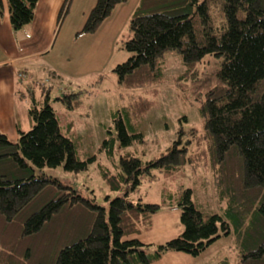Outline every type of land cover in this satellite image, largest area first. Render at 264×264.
<instances>
[{
  "label": "trees",
  "instance_id": "1",
  "mask_svg": "<svg viewBox=\"0 0 264 264\" xmlns=\"http://www.w3.org/2000/svg\"><path fill=\"white\" fill-rule=\"evenodd\" d=\"M7 1L15 29L33 20L38 0ZM126 1L97 0L80 32H96ZM69 3L64 2L61 19ZM4 6L0 0V10ZM130 32L124 45L132 56L114 68L127 89L163 82L159 60L170 50L181 54L185 68L177 81L196 79L207 55L220 59L218 83L200 105L205 133L191 129L185 142L180 137L166 153L147 162L123 154L118 174L104 173L111 188L120 192L113 199L108 196L109 206L104 207L95 196L86 197L42 172L66 160L67 170L79 172L94 158L76 156L74 142L63 134L50 105V92L44 106L32 102L30 130L21 131L17 141L0 131V264H152L170 251L197 257L231 234L238 249L236 264H264V0H141ZM78 95L59 98L73 108ZM150 105V100L134 96L117 110L118 137L103 143L108 152L118 138L121 146L144 140L135 128L129 133L122 114L140 119ZM204 141L208 147L202 146ZM201 160L212 161L217 193L226 204L223 214H205L191 188L162 204L133 197L143 178H156L154 170L172 172ZM174 207L184 227L181 234L161 244L131 238L150 229L155 214ZM217 264L232 263L223 258Z\"/></svg>",
  "mask_w": 264,
  "mask_h": 264
},
{
  "label": "rangeland",
  "instance_id": "2",
  "mask_svg": "<svg viewBox=\"0 0 264 264\" xmlns=\"http://www.w3.org/2000/svg\"><path fill=\"white\" fill-rule=\"evenodd\" d=\"M96 2L70 0L67 14L63 20L60 18L53 49L47 57L63 71V76L60 75L58 79L60 85L50 84V76L45 75L36 81L34 93L28 92L27 98L41 107L48 101L50 92V105L57 114L63 134L74 142L76 156L80 160L94 158L79 172L67 170V160L57 167H44L42 172L70 185L86 197L95 196L100 206L108 207V196L113 199L120 192L111 188L104 173L118 174L123 154L133 153L147 162L166 153L180 137L185 142L192 136L191 129L201 135L205 133L200 105L207 90L218 83L216 75L220 59L207 55L198 66L199 75L196 79L177 81L176 78L182 75L185 68L181 54L170 50L159 60L163 82L127 89L119 83L114 68L132 56L124 42L132 36L130 21L141 0H127L118 4L96 32L81 33L87 15ZM51 77L53 81L54 76ZM73 92L79 93L76 99L78 105L69 108L59 97ZM134 96L150 100L149 109L143 112L140 119H128L124 113L122 118L129 133L140 131L144 140L121 146L118 138L113 151L108 152L103 143L112 135L118 137L114 121L117 110L128 106ZM179 131H184V134L181 135ZM207 144L204 141L202 146L208 147ZM195 149L190 147L191 151ZM153 173L155 179L149 181L143 178L142 184L134 191L135 199L141 196L143 202L162 204L179 197L184 189L191 188L196 206L205 214L224 213L226 204L217 193L212 161L206 163L201 160L197 166L187 164L172 172L154 170ZM177 211L161 213L157 218L160 222L150 233L156 238L178 236L176 233L181 229L183 231V225L180 212ZM207 250L197 256V260L190 255L193 259L189 256L188 264H215L223 255L227 256L223 258H229L232 264H236L238 249L234 234L221 237Z\"/></svg>",
  "mask_w": 264,
  "mask_h": 264
},
{
  "label": "crops",
  "instance_id": "3",
  "mask_svg": "<svg viewBox=\"0 0 264 264\" xmlns=\"http://www.w3.org/2000/svg\"><path fill=\"white\" fill-rule=\"evenodd\" d=\"M65 1L38 0L33 20L19 29L12 25L7 0H4V9L0 10V131L13 141L19 139L21 131H28L33 125L29 116L32 101L27 98V93H34L33 85L36 81L49 75L50 84L60 85L58 79L60 75L63 76V71L47 57L53 49V41L61 22L60 11ZM51 75L54 76L53 81ZM170 211L178 213L175 207L161 210L154 215L150 229H144L131 238H138L147 244H161L174 238H156L150 233L160 222L157 218L161 213ZM181 230L176 235L181 234ZM189 256L184 252L170 251L152 264H188ZM223 257L227 256L223 255L219 260Z\"/></svg>",
  "mask_w": 264,
  "mask_h": 264
},
{
  "label": "water",
  "instance_id": "4",
  "mask_svg": "<svg viewBox=\"0 0 264 264\" xmlns=\"http://www.w3.org/2000/svg\"><path fill=\"white\" fill-rule=\"evenodd\" d=\"M62 97V96H61Z\"/></svg>",
  "mask_w": 264,
  "mask_h": 264
}]
</instances>
